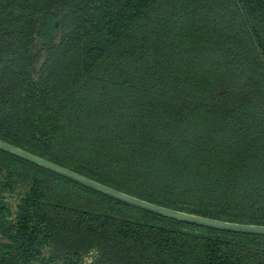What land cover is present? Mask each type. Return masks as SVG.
I'll use <instances>...</instances> for the list:
<instances>
[{
  "label": "trees",
  "instance_id": "trees-1",
  "mask_svg": "<svg viewBox=\"0 0 264 264\" xmlns=\"http://www.w3.org/2000/svg\"><path fill=\"white\" fill-rule=\"evenodd\" d=\"M46 1L21 22L22 61L18 71L4 75L2 84L9 89L0 91V140L155 205L264 226L263 163L204 142L215 131L211 122L204 117L196 121L203 126L183 129L165 116L162 99L148 94L154 87L169 91L162 84L166 78L176 94H191L198 80L207 85L202 76L217 65L190 59L201 51L188 45L206 38L207 22L215 21L233 41L255 47L261 70L254 65L250 74L238 61L239 52L227 67L249 74H234L239 81L232 96L206 102L220 106L229 97L226 103L236 112L263 113L264 0ZM15 8L9 2L7 9ZM74 20L76 38L71 32L77 30L66 34L64 28ZM91 76H112L120 86L112 84L114 93L88 95L97 91L96 84L84 86ZM54 77L62 81L51 88ZM251 84V97L239 90ZM19 86L25 87L21 95L12 91ZM60 90L70 98L59 111L63 125L42 133L39 118ZM125 90L126 113L120 102H111L124 98ZM126 123L131 131L115 138ZM94 248L100 253L95 264H264V234L167 218L0 149V264H56L58 253L63 264H78ZM51 250L57 254L49 257Z\"/></svg>",
  "mask_w": 264,
  "mask_h": 264
},
{
  "label": "rangeland",
  "instance_id": "rangeland-1",
  "mask_svg": "<svg viewBox=\"0 0 264 264\" xmlns=\"http://www.w3.org/2000/svg\"><path fill=\"white\" fill-rule=\"evenodd\" d=\"M9 2L16 3L15 9H7ZM47 1L46 0H29V2H25L24 0H6V3L0 0V91L3 92L9 88H5L2 84L4 75L9 71H18L19 64L22 61L21 49L24 47V30L20 33V29H22V20H27L30 18L29 13L31 12L32 8H36V6L41 7ZM21 27V28H20ZM66 27V34H69L70 31L73 29L77 31L71 32L72 37L76 38L79 36L78 28H76V21H71L70 23L66 22L64 28ZM219 28L216 27L215 21H208L207 22V37L201 38L199 43L193 42L192 44L188 45L191 49L201 51L200 54H192L190 55V59L198 60V61H205L209 63L210 68H212L215 64L217 67L209 71V74L202 76L204 78H208L207 85L202 87V83L198 80V86H193V91H197V95L191 94H184L181 93H174L177 89H173L170 82H167V78L162 83L164 87L170 88L169 91L165 94L160 92V89L153 88L152 91L148 92L151 98H154V101L157 99H162L164 108L166 109V114L171 121H176L180 123L184 128L188 129L190 125L194 127H198L199 125L203 126L204 121L196 123L197 120L202 119L205 117L207 122H211L210 126L215 127V131L211 133V138L204 139V142L211 143L213 147H224V149H233L235 148V152H240L244 154H248L249 156H256L258 161L262 162V169L263 172H259L261 176L264 175V156L261 155L264 152V119L261 118L263 113H257L254 111H250V109H237L239 117H236V110L233 105H229L228 99L219 106L215 102H206L207 99L211 96H218L222 97L228 92L233 94L235 90L234 87H238L237 83L239 79L234 75L237 73L245 72L249 74L247 70H237L233 66L227 67V64L234 56H237L239 52H241L240 57H238V61L244 62L246 64L245 67L250 69V74L256 72L255 66L258 68V52L256 51L255 47L251 46L250 44L243 42V41H233L230 35L224 33ZM203 41H206L205 44ZM60 42L63 40L60 38ZM71 43V42H68ZM237 43L239 47H233L232 44ZM149 45L148 43H146ZM232 46V47H231ZM67 47H70L68 44ZM127 48H124V52H126ZM205 50V51H204ZM204 51V52H202ZM128 54H132L131 51L126 52ZM244 55V56H242ZM112 58V57H111ZM110 63H114L115 61L111 59ZM228 61V62H227ZM235 62V61H234ZM213 63V64H212ZM222 65H219V64ZM125 64V63H123ZM219 66L223 68L218 69ZM74 73L78 74V70L74 68ZM261 68H258L260 71ZM195 75V74H194ZM197 80L196 78H193ZM223 79L224 81H222ZM88 83H85L86 90H89L93 84H96L95 89L96 92L87 93L88 95H97L102 96L100 94L107 93L111 91L112 93L117 92L112 84H117L120 86L119 81H113L112 76H106L104 79H99L96 76L88 77ZM229 80L233 83L228 85ZM62 78L54 77L50 87L53 88L57 84H60ZM100 81V82H99ZM98 83V85H97ZM135 85L134 81L130 83V86ZM250 87V88H248ZM120 91H123L125 87H119ZM24 86H19L12 88V91L16 94L21 95L22 91H24ZM239 90L245 91V93L251 97V93L254 92V85L251 84L250 86L241 85L239 86ZM263 92V90H262ZM62 91H58V94L53 97L49 104L47 112L44 113L43 116L39 118L37 123V128L42 133H50L57 128H60V125H63V122L60 120L59 111L63 107L64 104L69 101V97L67 94H61ZM129 93L127 90L124 91V98L117 96L116 99L118 101H114L112 99V103L120 102L119 108H121L124 112H127L128 106V96ZM148 103V102H146ZM126 105V107H125ZM194 108L196 111H194ZM243 116H240V115ZM264 116V115H263ZM258 119V120H255ZM128 123V122H127ZM127 123L125 124L126 127L122 128L116 134H114L115 138H118L119 135L129 133L131 130L128 129ZM106 140V138H105ZM104 140L99 139V142H103ZM213 142V143H212ZM217 143V144H215ZM206 144V143H205ZM23 184H26L23 182ZM25 186V185H24ZM16 194L10 195V199H12V205H14ZM57 253L53 252L52 250L46 253L47 256L56 255ZM100 253L99 251L94 248L91 249L83 255L82 261L78 264H95L99 259ZM56 257L58 258V262L56 264H63V256L61 254H57Z\"/></svg>",
  "mask_w": 264,
  "mask_h": 264
},
{
  "label": "water",
  "instance_id": "water-1",
  "mask_svg": "<svg viewBox=\"0 0 264 264\" xmlns=\"http://www.w3.org/2000/svg\"><path fill=\"white\" fill-rule=\"evenodd\" d=\"M0 149L7 151L11 154H14L18 157H21L43 168H46L50 171L58 173L64 177H67L75 182L83 184L89 188H92L100 193L108 195L126 204L136 206L138 208L150 211L152 213H155V214L167 217V218L175 219V220L190 223V224H196V225L207 226V227L234 231V232L264 234V226L245 225V224H239V223L225 222V221L206 218V217L198 216L195 214H190V213H186V212H182L178 210L169 209L163 206L155 205L153 203H150L145 200L131 196L129 194L123 193L121 191L115 190L109 186L103 185L97 181H94L74 171H71L67 168L59 166L51 161L38 157L32 153H29L19 147L6 143L2 140H0Z\"/></svg>",
  "mask_w": 264,
  "mask_h": 264
}]
</instances>
